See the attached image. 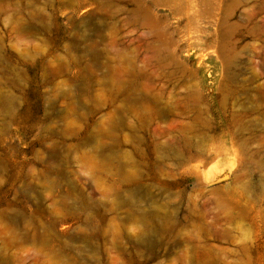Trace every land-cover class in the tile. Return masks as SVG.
Returning a JSON list of instances; mask_svg holds the SVG:
<instances>
[{
    "label": "rangeland",
    "instance_id": "374dc122",
    "mask_svg": "<svg viewBox=\"0 0 264 264\" xmlns=\"http://www.w3.org/2000/svg\"><path fill=\"white\" fill-rule=\"evenodd\" d=\"M0 264H264V0H0Z\"/></svg>",
    "mask_w": 264,
    "mask_h": 264
}]
</instances>
